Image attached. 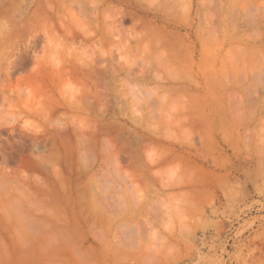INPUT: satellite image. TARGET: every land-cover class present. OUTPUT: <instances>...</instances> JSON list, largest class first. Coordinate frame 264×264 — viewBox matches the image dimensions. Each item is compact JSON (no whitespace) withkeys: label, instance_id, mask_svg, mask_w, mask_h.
I'll list each match as a JSON object with an SVG mask.
<instances>
[{"label":"rangeland","instance_id":"374dc122","mask_svg":"<svg viewBox=\"0 0 264 264\" xmlns=\"http://www.w3.org/2000/svg\"><path fill=\"white\" fill-rule=\"evenodd\" d=\"M1 30L0 264H264V0H0Z\"/></svg>","mask_w":264,"mask_h":264},{"label":"bare ground","instance_id":"6f19581e","mask_svg":"<svg viewBox=\"0 0 264 264\" xmlns=\"http://www.w3.org/2000/svg\"><path fill=\"white\" fill-rule=\"evenodd\" d=\"M70 9H71V8H70ZM67 10H68V9H67ZM69 11H70V10H69ZM67 12H68V11H67ZM70 13H72V12H70ZM105 13H106V12H105ZM58 15H59V14H58ZM69 15H71V14H69ZM105 15H106V14H105ZM33 16H34V15H33ZM72 16H73V15H71V17H72ZM78 16H79V15H78ZM68 17L70 18V16H68ZM74 17H75V15L73 16V18H74ZM86 17H87V16H86ZM106 17H107V16H106ZM64 18H65V17H64ZM107 18H108V17H107ZM104 19H105V18H104ZM33 20H34V19H33ZM75 20L77 21L76 18H75ZM79 20H81V19L79 18ZM105 20H107V19H105ZM76 21H75V22H76ZM93 21H94V20H93ZM106 22H109V21L107 20ZM114 22H115V21H114ZM31 23H32V22H31ZM76 23H77V22H76ZM70 24H71V23H70ZM77 24H79V23H77ZM73 25H74V24H73ZM79 25L82 26L81 24H79ZM95 25H96V24H95ZM71 26H72V25H71ZM61 27H62V26H61ZM61 27H58V28L60 29ZM68 27H69V26H68ZM73 27H74V26H73ZM73 27H72V28H73ZM78 27H79V26H78ZM109 27H110V26H109ZM63 28H64V27H63ZM67 29H70V27L67 28ZM113 29H114V28H113ZM55 30H56V29H55ZM63 30H64V29H63ZM63 30H61V31H63ZM70 30H71V29H70ZM106 30H107V28H106ZM109 30H111V28H110ZM109 30H108V31H109ZM4 31H5V30H4ZM66 31H68V30H66ZM5 32L7 33V31H5ZM70 32L72 33V31H70ZM1 33H2V30H1V32H0V35H4L3 33H2V34H1ZM6 33H5V34H6ZM54 33H56V32H54ZM62 33H64V32H62ZM68 33H69V32H68ZM106 33H107V32H106ZM110 33H111V32H110ZM110 33H109V34H110ZM57 34H58V33H57ZM57 34H56V35H57ZM65 34H67V33L65 32ZM74 34H75V33H74ZM86 34H88V33L86 32ZM111 34H112V33H111ZM51 35H52V34H51ZM56 35H55V36H56ZM61 36H62V35H61ZM65 36L67 37V35H65ZM69 36H71V35H69ZM72 36H73V35H72ZM84 36H85V34H84ZM86 36H87V35H86ZM86 36H85V37H86ZM88 36H90V35H88ZM57 37H59V36L57 35ZM63 37H64V36H63ZM52 38H53V37H52ZM68 38H69V37H68ZM68 38H67V39H68ZM106 38H107V37H106ZM2 39H3V38H2ZM53 40H56V39H53ZM72 40H74V39H72ZM56 41H57V40H56ZM1 43H2V42H1ZM68 43H69V42H68ZM59 44L61 45V42H59ZM70 44H71V42H70ZM8 47H9V46H8ZM55 48H56V47H55ZM78 48H79V47H78ZM62 49H63V48L61 47V50H62ZM55 50H56V49H55ZM76 50H77V49H76ZM56 51H57V50H56ZM58 51H59V50H58ZM62 51H63V50H62ZM68 51H69V50H68ZM82 51H83V50H82ZM84 51H85V50H84ZM64 52H65V51H64ZM64 52H62V53H64ZM70 52H71V51H69L68 53H70ZM84 53H85V52H84ZM93 53H95V52L93 51ZM2 54H3V53H2ZM4 54H5V53H4ZM69 55H71V54H69ZM69 55H68V58H69ZM77 55H78V53L76 54V56H77ZM91 55H92V54H91ZM2 56H3V55H2ZM2 56H1V57H2ZM6 56H7V55H6ZM54 56H55V55H54ZM70 57H71V56H70ZM79 57H80V56H79ZM76 58H78V57H76ZM2 59H3V58H2ZM55 59H56V58H55ZM80 59H81V57L79 58V61H80ZM3 60H5V59H3ZM71 60H72V59H71ZM76 60H77V59H76ZM1 61H2V60H1ZM77 61H78V60H77ZM54 62H56V60H55ZM54 62H53V63H54ZM75 62H76V61H75ZM82 62H83V60H82ZM0 63H1V62H0ZM4 63H5V62H4ZM4 63H3V64H4ZM84 63H85V60H84ZM1 64H2V63H1ZM54 64H56V63H54ZM77 65H78V64H77ZM0 67H1V66H0ZM56 67H57V64H56ZM84 70H85V69H84ZM65 88H66V87H65ZM68 88H69V87H68ZM74 126H75V125H74ZM74 126H73V127H74ZM75 127H76V126H75ZM94 130H95V129H94ZM96 130H97V129H96ZM93 134H94V133H93ZM95 134H96V133H95ZM149 134H150V133H149ZM152 134H153V133H152ZM120 135H121V134H120ZM150 135H151V134H150ZM151 136H152V135H151ZM153 136H154V135H153ZM92 137H93V135H92ZM121 137H122V136H121ZM81 138H83V137H81ZM85 139H86V138H85ZM85 139H83V140H85ZM94 139H96V138H94ZM109 139H110V138H109ZM77 140H78V139H77ZM80 140H81V139H80ZM89 141H90V140H89ZM102 141H103V140H102ZM85 142H86V141H85ZM93 142H94V141H93ZM78 143H79V142H78ZM78 143H77V145H78ZM108 143H109V142H108ZM81 145H83V144L81 143ZM131 145H132V144H131ZM86 146H87V145H86ZM90 146H91V145H90ZM108 146H109V144H108ZM108 146H107V147H108ZM109 147H110V146H109ZM109 147H108V148H109ZM84 148H85V147H84ZM87 148H89V147H87ZM130 148H132V147H130ZM80 150H81V149H80ZM86 150H87V149H86ZM88 150H89V149H88ZM90 150H91V149H90ZM130 150H132V149H130ZM133 151H134V150H133ZM86 152H87V151H86ZM130 153H132V152H130ZM86 154H87V153H86ZM86 154H84V155H86ZM132 154H133V153H132ZM88 155H89V154H88ZM82 156H83V155H82ZM90 156H91V155H90ZM90 156H89V158H90V161H91V160L94 158V156H92V157H93L92 159H91ZM99 156H100V155H99ZM134 156H135V155H134ZM103 157H104V155H103ZM85 158L87 159L88 157L86 156ZM99 158H100V157H99ZM134 158H135V157H134ZM80 159H81V158H80ZM153 160H154V159H153ZM79 161H80V160H79ZM79 161H78V162H79ZM83 161H84V158H83ZM83 161H82V162H83ZM86 161H89V159H88V160H85L84 162H86ZM136 161H137V160H136ZM153 162H154V161H153ZM90 163H91V162H90ZM90 163H89V164H90ZM92 163H93V162H92ZM135 163H137V162H135ZM80 164H81V163H80ZM152 164H153V163H152ZM81 165H82V164H81ZM137 165H138V164H137ZM77 166H78V165H77ZM91 167H92V166H91ZM91 167H90V168H91ZM83 169H85V168H83ZM77 170H78V167H77ZM80 171H81V170H80ZM85 171H86V170H85ZM91 171H92V170H91ZM83 173H84V172H83ZM98 173H99V172H98ZM81 175H82V174H81ZM99 175H100V173H99ZM92 180L94 181L95 179H92ZM92 180H91L90 184L92 183ZM89 181H90V180H89ZM101 181H102V179H101ZM103 181H104V179H103ZM103 181H102V182H103ZM86 182H87V181H86ZM95 182H96V181H95ZM107 182H108V181H107ZM99 183H100V182H99ZM94 184H96V183H94ZM97 184H98V183H97ZM107 184H108V183H107ZM84 185H85V184H84ZM92 185H93V184H92ZM105 185H106V184H105ZM143 185H145V184H143ZM143 185H142V186H143ZM75 186H77V184H76ZM97 186H98V185H97ZM108 186H109V185H108ZM115 186H116V185H115ZM95 187H96V185H95ZM95 187H94L93 189H95ZM108 188H109V187H108ZM89 189H90V188H89ZM90 190H91V189H90ZM84 192H85V190H84ZM91 192H92V190H91ZM87 193H88V192H87ZM88 194H89V193H88ZM90 194H91L90 196H92V193H90ZM81 195H82V194H81ZM81 195H80V196H81ZM83 195H84V194H83ZM84 197H85V195H84ZM80 198H81V197H80ZM80 198H79V199H80ZM76 199H78V197H77ZM92 200H93V198H92ZM92 200H91V201H92ZM76 201H77V200H76ZM78 201H79V200H78ZM81 201H83V200H80V202H81ZM92 203H93V202H92ZM75 204H76V203H75ZM78 205H79V203H78ZM89 207H90V206H89ZM90 208H91V207H90ZM90 208H89V209H90ZM93 208H94V206H93ZM98 208H99V207H98ZM91 209H92V208H91ZM94 209H95V208H94ZM96 209H97V207H96ZM81 210H82V209H81ZM81 210L79 211V213L82 215L81 212H83V211H81ZM92 210H93V209H92ZM92 210H91V211H92ZM101 210H102V209H100V210L98 209V211H101ZM95 211H96V210L93 211V214H92L93 216H94V214L96 213ZM102 211H103V210H102ZM102 211H101L100 213L98 212L99 216H100V214H102V213H103L102 215L104 216V212H102ZM106 211L109 212V210H106ZM106 211H105V213H106ZM88 212H89V210L86 211V216H87V213H88ZM94 212H95V213H94ZM73 213H74V212H73ZM79 213H78V214H79ZM91 213H92V212H91ZM112 213H113V212H112ZM84 214H85V213H84ZM88 214H89V213H88ZM98 214H95V216H97ZM81 215H78V216H81ZM107 215H108V214H107ZM83 216H84V215H83ZM86 216H85V217H86ZM88 216H89V215H88ZM105 216H106V214H105ZM108 216H109V215H108ZM81 217H82V216H81ZM91 217H92V216H90V218H91ZM113 217H114V216H113ZM86 218H87V217H86ZM100 218H102V216H101ZM103 218H104V217H103ZM79 219H80V217H79ZM114 219H115V218H114ZM81 220H83V219H81ZM84 220H85V218H84ZM100 220H101V222H103L102 219H100ZM112 220H113V219H112ZM85 221H86V220H85ZM83 222H84V221H83ZM92 222H93V221H92ZM95 222H96V221H95V219H94V223H95ZM98 222H99V221H98ZM85 223H86V222H84V224H85ZM108 223H109V222H108ZM78 224H80V223H78ZM87 225H90V224L87 223ZM87 225H85V227H84L85 229H87V228H86ZM91 225H94V224H91ZM91 225H90V226H91ZM90 226H89L88 229H91V228H92V227L90 228ZM80 227H82V226H80ZM83 231L85 232L86 230H83ZM95 234H97V233H95ZM113 253L115 254V256L113 255L114 258L117 257V253H116V252H113ZM113 253H112V254H113ZM118 255H119V254H118ZM121 255H122V254H121ZM137 256H138V255H137ZM120 257H121L120 259H121L123 262H121L120 259H119V260L117 259V260L119 261V264H121V263H122V264H125V263H124L125 261L123 260V259H124V258H123L124 256H120ZM125 257H126V256H125ZM132 257H133V256H132ZM134 257H135V256H134ZM139 257H140V256H139ZM112 258H113V257H112ZM118 258H119V257H118ZM142 258H143V257H142ZM128 259H129V258H128ZM137 259H138V258H137ZM148 259H149V258H148ZM152 259H153V258H152ZM152 259H149V260H150V261H153ZM155 259H157V258H155ZM114 260L116 261V259H114ZM138 260H140V258H139ZM138 260H137V261H138ZM144 260H145V261H144ZM149 260H147V262H148ZM158 260H159V259L156 260L157 263H156V261L154 260L155 264H159V263H161V261H160V260L158 261ZM81 261H82V259H81ZM115 261H114V262H115ZM126 261H127V258H126ZM132 261H133V260H132ZM143 261L146 262V258H144ZM143 261H142V262H143ZM120 262H121V263H120ZM138 262H139V261H138ZM138 262H137V264H139ZM84 263H85V262H84ZM86 263H87V262H86ZM86 263H85V264H86ZM135 263H136V259H135ZM149 263H150V262H148V263H144V264H149ZM152 263H153V262H152ZM117 264H118V262H117ZM142 264H143V263H142ZM150 264H151V263H150ZM161 264H162V263H161ZM164 264H165V263H164Z\"/></svg>","mask_w":264,"mask_h":264}]
</instances>
